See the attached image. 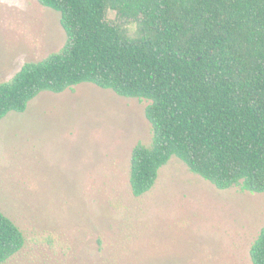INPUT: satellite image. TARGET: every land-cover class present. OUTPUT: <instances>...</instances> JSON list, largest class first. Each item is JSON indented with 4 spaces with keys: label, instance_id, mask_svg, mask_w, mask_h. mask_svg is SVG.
<instances>
[{
    "label": "rangeland",
    "instance_id": "374dc122",
    "mask_svg": "<svg viewBox=\"0 0 264 264\" xmlns=\"http://www.w3.org/2000/svg\"><path fill=\"white\" fill-rule=\"evenodd\" d=\"M66 41L60 12L0 0V82ZM148 103L82 82L0 119V210L26 237L2 264H253L264 192L220 189L174 155L133 194L132 150L153 138Z\"/></svg>",
    "mask_w": 264,
    "mask_h": 264
},
{
    "label": "trees",
    "instance_id": "16d2710c",
    "mask_svg": "<svg viewBox=\"0 0 264 264\" xmlns=\"http://www.w3.org/2000/svg\"><path fill=\"white\" fill-rule=\"evenodd\" d=\"M39 1L60 12L67 41L0 82V119L41 91L94 83L149 101L152 142L131 155L135 196L174 155L220 189L264 192V0ZM25 244L0 210V264ZM251 259L264 264V226Z\"/></svg>",
    "mask_w": 264,
    "mask_h": 264
}]
</instances>
